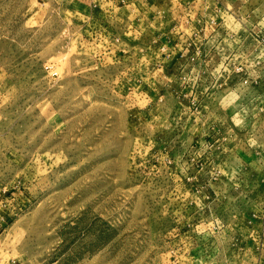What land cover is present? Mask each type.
I'll return each instance as SVG.
<instances>
[{
	"label": "rangeland",
	"instance_id": "374dc122",
	"mask_svg": "<svg viewBox=\"0 0 264 264\" xmlns=\"http://www.w3.org/2000/svg\"><path fill=\"white\" fill-rule=\"evenodd\" d=\"M0 264H264V0H0Z\"/></svg>",
	"mask_w": 264,
	"mask_h": 264
}]
</instances>
